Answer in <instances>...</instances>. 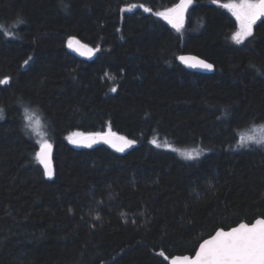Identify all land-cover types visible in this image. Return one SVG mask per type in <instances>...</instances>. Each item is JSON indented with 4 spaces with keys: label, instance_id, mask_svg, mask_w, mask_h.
<instances>
[{
    "label": "trees",
    "instance_id": "obj_1",
    "mask_svg": "<svg viewBox=\"0 0 264 264\" xmlns=\"http://www.w3.org/2000/svg\"><path fill=\"white\" fill-rule=\"evenodd\" d=\"M196 1L178 32L158 14L180 0H0V264H169L264 217V149L232 150L264 124V19L236 43L234 0ZM73 39L99 50L81 57ZM109 129L135 143L68 139Z\"/></svg>",
    "mask_w": 264,
    "mask_h": 264
},
{
    "label": "snow or ice",
    "instance_id": "obj_2",
    "mask_svg": "<svg viewBox=\"0 0 264 264\" xmlns=\"http://www.w3.org/2000/svg\"><path fill=\"white\" fill-rule=\"evenodd\" d=\"M216 3V0H212ZM193 3V0H180V3L175 7L169 9L165 13H159L179 32L183 27L184 13L188 7ZM223 7L230 9L239 21L240 30L232 37L236 43H242L243 40L252 35V26L261 17H264V0H239V3L225 4ZM146 11L148 9H145ZM24 23L23 19L18 21ZM76 43H79L77 41ZM73 44L70 40L68 47L72 48ZM96 49L95 51H98ZM75 51L80 52L81 55L94 54V50L87 45H80ZM31 60V57L28 58ZM180 61L188 64L189 67H198L205 70H212L213 65L200 60L196 57L180 56ZM190 61H194L190 63ZM28 63V60L24 62ZM2 84H7L8 80L0 81ZM115 91V89H113ZM25 119L32 120V115H28V109H25ZM0 119H3V110L0 109ZM36 130H39L40 120L36 119ZM29 125H25L28 127ZM68 139L73 144H84L87 147H92L93 144L103 141L111 144L112 147L118 151L123 152L125 147H129L135 143L134 140H129L123 136H116L115 133L109 131L107 133H82L74 132ZM115 141H119L117 144ZM151 143L156 144L153 140ZM256 145L264 149V124L259 126L253 125L248 131L240 136L233 151L250 148ZM159 147L160 145H156ZM51 149L52 145L46 140L40 145V151L36 154L37 159L43 165L45 174L51 177L53 175V168L51 164ZM202 154L199 149L180 150L179 155L186 160H194ZM97 220L100 217H96ZM164 255L163 252L160 253ZM171 264H264V219H257L255 223L249 225L241 223L238 227L232 228L225 232L223 229L216 232L209 240H205L200 245L199 251L194 258L187 256L173 257Z\"/></svg>",
    "mask_w": 264,
    "mask_h": 264
},
{
    "label": "water",
    "instance_id": "obj_3",
    "mask_svg": "<svg viewBox=\"0 0 264 264\" xmlns=\"http://www.w3.org/2000/svg\"><path fill=\"white\" fill-rule=\"evenodd\" d=\"M196 4H197V1H196V0H193V3L188 7L187 11L184 13L183 24H184V23L186 22V20H187V16H188L189 9H190L192 6L196 5ZM261 19H264V17H261ZM77 41H79V43H76ZM72 44H73V46H72V48H70V49H71L74 53H76L77 55H79V56H81V57L89 58V59H90V58H93V57L95 56V54H96V51H95L91 46H89L88 44L82 42V41L79 40V39H73V40H72ZM82 44H83V45H87L89 48H92V49L94 50V54H91V55H89V54L81 55L80 52L75 51V49H76V48H79L80 45H82ZM180 56H185V57H196V58H198V59H200V60H204L205 62L210 63V64L213 65V69H212V70H205V69H201V68H198V67H196V68H194V67H189L188 64H185L184 62H182V61H180V60L178 59L181 65H183L185 68H187V69H189V70H191V71L202 72V73H213V72L215 71V66H214L213 63H211V62H209V61L203 59L202 57H200V56H198V55H195V54H192V53H184V54H181ZM180 56H179V57H180ZM193 62H194V61H190V63H193ZM108 131H109V130H108ZM108 131L100 132V133H107ZM111 132L115 133L116 136H123L122 134H119V133H117V132H115V131H113V130H111ZM86 134H88V133H86ZM123 137H125V136H123ZM127 139H128V138H127ZM115 142H116L117 144H119V141H115ZM100 143H104V142H103V141H99L98 143L93 144L92 147H93V146H96V145H98V144H100ZM50 144H51V143H50ZM104 144H106V145H108L109 147L113 148L114 150L118 151L116 148L112 147L111 144H107V143H104ZM51 145H52V149H51V164H52V168H53V175H52L51 177H49V176L47 175L48 178H52V177L54 176V172H55V167H54V146H53V144H51ZM76 146H77V147H80V148H81V147H87V146H85L84 144H76ZM129 148H130V146H129V147H125V150H124L123 152H126ZM39 151H40V150H39ZM118 152H120V151H118ZM123 152H121V153H123ZM257 219H264V217H259V218H257ZM257 219H255V220H254L253 222H251V223H249V222H245V221H244V222H241V223H247V224L251 225V224L255 223V221H256ZM241 223H239V224H241ZM239 224L236 225V226H234V227H232V228L238 227ZM232 228H229V229H223V228H220V229H218L217 231L223 229L225 232H227V231H230ZM217 231H216V232H217ZM216 232H215L213 235H211L210 237L206 238L205 240H209V239H211L213 236H215ZM205 240H204V241H205ZM204 241H203L201 244H203ZM201 244H200V245H201ZM200 245H199V247H200ZM199 247H198L197 251L195 252V254H193V255H190V254H186V255H176V256H174V257H184V256H187V257H190V258H194L195 255H196V253L199 251ZM171 260H172V259H170L169 264H171Z\"/></svg>",
    "mask_w": 264,
    "mask_h": 264
},
{
    "label": "rangeland",
    "instance_id": "obj_4",
    "mask_svg": "<svg viewBox=\"0 0 264 264\" xmlns=\"http://www.w3.org/2000/svg\"><path fill=\"white\" fill-rule=\"evenodd\" d=\"M231 3H239V0H234V1H232ZM230 4V3H229ZM229 11H230V13L234 16V18H235V20H236V17H235V15L233 14V12L230 10V9H228ZM168 11V10H167ZM167 11H165V12H167ZM164 12V13H165ZM236 23H237V28H236V31H235V33L237 32V31H239L240 30V26H239V21H237L236 20ZM39 119V118H38ZM40 120V119H39ZM33 127L35 128V132H36V135H37V137H38V141H39V143H40V145L46 140L48 143H50L49 142V140H48V138H47V136H46V132H45V130L43 129V127H42V124H41V122H40V126H39V130L37 131L36 130V124L35 125H33ZM244 134V133H243ZM72 143V142H71ZM73 144V143H72ZM159 144H164V145H167V146H170L167 142H165V141H161V143L159 142ZM74 145H76V144H74ZM184 150H192V149H184Z\"/></svg>",
    "mask_w": 264,
    "mask_h": 264
}]
</instances>
